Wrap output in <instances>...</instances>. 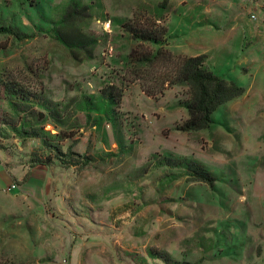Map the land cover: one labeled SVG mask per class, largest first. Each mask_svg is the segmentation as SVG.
<instances>
[{"label":"rangeland","instance_id":"1","mask_svg":"<svg viewBox=\"0 0 264 264\" xmlns=\"http://www.w3.org/2000/svg\"><path fill=\"white\" fill-rule=\"evenodd\" d=\"M140 45L244 93L184 132ZM0 264H264V0H0Z\"/></svg>","mask_w":264,"mask_h":264},{"label":"trees","instance_id":"2","mask_svg":"<svg viewBox=\"0 0 264 264\" xmlns=\"http://www.w3.org/2000/svg\"><path fill=\"white\" fill-rule=\"evenodd\" d=\"M130 33L141 42L160 43L164 40L166 30H132ZM132 57L136 66L131 72L132 81L141 82L142 90L147 96H162L166 87L182 84L187 86L188 119L180 128L184 132L208 129L216 109L244 93L242 87L207 70L204 67L205 55L182 58L174 56L167 49L154 51L140 45L132 52ZM101 95L105 100L119 104L123 91L109 86L101 90Z\"/></svg>","mask_w":264,"mask_h":264},{"label":"crops","instance_id":"3","mask_svg":"<svg viewBox=\"0 0 264 264\" xmlns=\"http://www.w3.org/2000/svg\"><path fill=\"white\" fill-rule=\"evenodd\" d=\"M47 172V171H46ZM46 172L43 174L44 175V180L46 181V180H48L49 179V176H50V173H48V174H46ZM35 176L37 177V176H39V175H37V174H35ZM49 182H50V180H48ZM27 183L28 182H26L23 186L25 187V186H27Z\"/></svg>","mask_w":264,"mask_h":264},{"label":"built area","instance_id":"4","mask_svg":"<svg viewBox=\"0 0 264 264\" xmlns=\"http://www.w3.org/2000/svg\"><path fill=\"white\" fill-rule=\"evenodd\" d=\"M10 188L11 189H16V185H12Z\"/></svg>","mask_w":264,"mask_h":264}]
</instances>
